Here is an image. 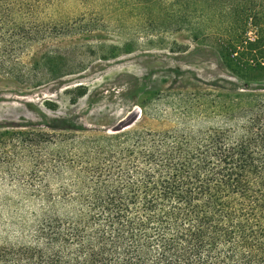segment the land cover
I'll list each match as a JSON object with an SVG mask.
<instances>
[{
  "label": "trees",
  "instance_id": "1",
  "mask_svg": "<svg viewBox=\"0 0 264 264\" xmlns=\"http://www.w3.org/2000/svg\"><path fill=\"white\" fill-rule=\"evenodd\" d=\"M54 1L0 0V78L38 83L29 50L70 32L47 18ZM246 18L223 54L251 47ZM221 109L246 115L229 128L40 141L28 211L0 226V264H264V103Z\"/></svg>",
  "mask_w": 264,
  "mask_h": 264
},
{
  "label": "rangeland",
  "instance_id": "2",
  "mask_svg": "<svg viewBox=\"0 0 264 264\" xmlns=\"http://www.w3.org/2000/svg\"><path fill=\"white\" fill-rule=\"evenodd\" d=\"M42 8L70 32L29 50L25 70L35 67L36 85L0 78V134L25 133L0 135L1 228L28 211L23 186L38 183L40 141L84 129L229 128L246 114L221 104L264 103V0H62ZM245 16L241 39L251 47L223 54L220 46L239 43Z\"/></svg>",
  "mask_w": 264,
  "mask_h": 264
}]
</instances>
